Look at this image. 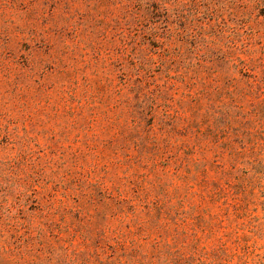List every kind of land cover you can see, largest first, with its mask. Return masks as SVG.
I'll use <instances>...</instances> for the list:
<instances>
[{
	"label": "rangeland",
	"instance_id": "rangeland-1",
	"mask_svg": "<svg viewBox=\"0 0 264 264\" xmlns=\"http://www.w3.org/2000/svg\"><path fill=\"white\" fill-rule=\"evenodd\" d=\"M164 251L264 264V0H0V264Z\"/></svg>",
	"mask_w": 264,
	"mask_h": 264
},
{
	"label": "trees",
	"instance_id": "trees-1",
	"mask_svg": "<svg viewBox=\"0 0 264 264\" xmlns=\"http://www.w3.org/2000/svg\"><path fill=\"white\" fill-rule=\"evenodd\" d=\"M239 138V141L243 144V145H245L246 144V137L245 136H239L238 137ZM241 144V145H242ZM242 154H243V150H242V147H240V148H237V147H234L233 145H232V148H231V152H230V155H231V159H234V162H239L240 161V159H241V157H242ZM233 165H235V164H233ZM246 184H250V180H248L247 182H246ZM63 226V223L62 222H54L53 224L52 223H50L49 224V227H48V230H51V231H59V232H64V231H67L68 230V228H63L62 227ZM35 230V229H34ZM42 234H45L44 233V230L43 229H41L39 232H38V236H41ZM119 242V244L121 243L120 241H118ZM133 244V243H132ZM160 244H156V246H157V248H158V246H159ZM164 245H166V244H164ZM162 250V249H161ZM160 254L164 257V258H166V260H165V264H175L172 260H171V255H170V253L169 252H166V251H164V252H160ZM141 263L142 264H146V255H144L143 257H141ZM122 264H136V263H134V262H128V263H122ZM148 264H151V263H148ZM152 264H162V263H160V262H157V263H152Z\"/></svg>",
	"mask_w": 264,
	"mask_h": 264
}]
</instances>
